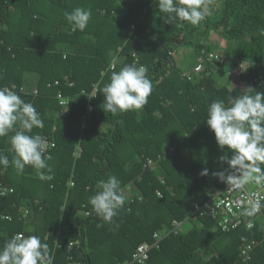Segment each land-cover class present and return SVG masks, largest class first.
Segmentation results:
<instances>
[{"label":"trees","instance_id":"16d2710c","mask_svg":"<svg viewBox=\"0 0 264 264\" xmlns=\"http://www.w3.org/2000/svg\"><path fill=\"white\" fill-rule=\"evenodd\" d=\"M206 2L205 19L192 25L165 23L169 14L159 10V0H0V87L26 88L17 93L44 121L42 129L28 134L55 143L48 161L54 178L42 181L39 173L46 170L26 165L18 174L11 163L14 131L0 137V152L10 161L7 168L0 166V184L14 189L0 196V214L11 217L0 219V249L23 232L48 244L52 264H67L70 257L85 264H119L179 220L191 228L166 237L145 264H264V208L254 227L228 233L218 232L211 217L194 215L212 190L223 188L212 173L228 168L220 156L232 155L226 146L219 148L206 124L209 104H227L248 88L264 92V85L247 87L264 78V0ZM76 7L92 10L83 32L65 19ZM214 32L225 43L222 50L209 42ZM183 47L190 50L184 62L190 70L205 53L220 51L224 59L208 63L189 81L172 55ZM135 57L148 69L153 91L142 109L114 116L104 110L101 89L113 71L134 64ZM240 63L245 69L233 76ZM95 86V98L82 96ZM59 92L71 98L68 113H61ZM149 158L158 161L157 170L145 167ZM205 168L209 174L201 176ZM113 175L126 199L107 222L89 198L98 181ZM83 207L90 216L81 213ZM26 209L30 214L23 218ZM80 237L81 246L69 249ZM251 242L244 262L242 248Z\"/></svg>","mask_w":264,"mask_h":264},{"label":"clouds","instance_id":"9594fccd","mask_svg":"<svg viewBox=\"0 0 264 264\" xmlns=\"http://www.w3.org/2000/svg\"><path fill=\"white\" fill-rule=\"evenodd\" d=\"M159 10L167 13L165 21L171 24L175 20L198 25L209 12L206 0H159ZM92 16L91 8L76 7L65 12V19L75 29L83 32ZM264 34V32H262ZM111 55V53H109ZM255 94H249V91ZM153 91V83L148 78V69L143 65L123 66L113 71L110 82L102 89L104 110L112 115L140 110L147 103ZM243 95L230 97L227 104L223 100L211 102L207 108L206 124L214 133L221 150L227 147L232 153L219 157L228 168L212 175L229 187L242 188L248 184L264 185V92L248 88ZM44 127L40 113L32 103L25 102L21 96L8 86L0 87V137L14 131L11 137L15 158L12 164L18 174H22L26 165L38 170L42 181H51L54 176L48 164L50 155H45L46 139L40 134L29 135L32 129ZM8 156L0 152V166L7 168ZM208 169L201 171L207 176ZM97 191L89 198V204L95 213L107 222L118 215L124 206L125 194L121 181L115 176L100 180ZM264 208V203L255 200L245 210L246 215H254ZM0 264H52V254L47 243L38 235L17 233L0 249Z\"/></svg>","mask_w":264,"mask_h":264},{"label":"built area","instance_id":"2783aa9c","mask_svg":"<svg viewBox=\"0 0 264 264\" xmlns=\"http://www.w3.org/2000/svg\"><path fill=\"white\" fill-rule=\"evenodd\" d=\"M172 55L173 57L177 58L179 63L177 66L182 69L183 77H185L189 81L193 80L196 76L205 71V67L208 65V63H213L217 61L221 62L224 59V56L220 51L205 53L198 57L197 63L195 64V66H193V69L190 70L184 67V64H180L181 60L176 56V53ZM136 63H138L137 58L135 60V64ZM245 67V63H240L238 67L235 68V70L233 71V76L239 75L243 71V69H245ZM113 68L114 65L111 66V69ZM58 84V82H55V85ZM73 85L74 83L69 84V86ZM263 85L264 78L262 76H259L250 81L247 84V87H262ZM10 88H13V90L16 92H26V88L24 86L20 87L19 89L14 86ZM97 91V86H95L91 92L83 90L81 94L82 96H87L89 99H91L96 97ZM33 94L36 95L37 90H35ZM57 98L59 101L61 113H68L70 110L71 98L69 96L67 97L63 95L61 92L58 93ZM91 110L92 108L90 107L89 111ZM45 139L47 141L45 145V155H50L52 150L55 148V143L50 138ZM80 153L81 149L78 147L74 152L75 157H79ZM156 162L158 161L149 158L146 160V162H144L145 167L157 170L158 163ZM71 186H73V183L71 184ZM13 192V188L5 184H0V196H7L9 194H12ZM255 200H260L262 203H264V185L258 186L255 189H249L247 185L242 188H236L229 187L227 184L224 183V186L221 190H212L210 192L209 201H207L203 205L195 206L194 215L199 214L200 216L207 215L211 217L216 223L217 231L220 233H228L242 225H246L247 228H252L254 227L255 220L262 214V209L260 210V212L251 216L246 215L245 210L249 208L251 203ZM81 213L84 216L91 215V211L85 209V207H83ZM29 214V210L26 209L22 217L26 218L27 216H29ZM0 219L11 220V217L9 215L0 214ZM184 223L185 221L173 220L170 225L166 228L156 231L153 234V240L151 242H144L138 245L135 251L133 252L131 258L119 264H145L147 260L150 259L151 252L155 249L158 250L161 246V242L164 241L166 237L170 235H179L181 233ZM17 233H15L14 235H16ZM23 234L26 235L25 233ZM81 244L82 238H77L76 240L69 242V249L74 247H80ZM253 246L254 242H251L247 244L244 248H242L241 257L244 262H248V260L250 259L249 253ZM67 264L85 263L77 262L70 257V260Z\"/></svg>","mask_w":264,"mask_h":264},{"label":"rangeland","instance_id":"374dc122","mask_svg":"<svg viewBox=\"0 0 264 264\" xmlns=\"http://www.w3.org/2000/svg\"><path fill=\"white\" fill-rule=\"evenodd\" d=\"M213 38H214L215 42H216V43H220L221 46H222V44H224V43H222L223 41L221 40V38H220V36H219L218 33H214ZM214 40H213V41H214ZM218 47H219V46H218ZM216 48H217V45H216ZM176 49H177L176 56H177L178 58L181 57V59H182L183 61L186 59V55H187L188 57L191 58L190 50H187V48L183 47V48H176ZM185 61H186V60H185ZM221 62H222V61H221ZM236 78H237V77H236ZM236 78H235V79H236ZM235 79H234V80H235ZM247 187H248L249 189H255V188L258 187V185H255V184H248ZM190 228H191V223H190V222H186V223H184V225H183V227H182V231L186 232V231H188Z\"/></svg>","mask_w":264,"mask_h":264},{"label":"crops","instance_id":"0c3cea01","mask_svg":"<svg viewBox=\"0 0 264 264\" xmlns=\"http://www.w3.org/2000/svg\"><path fill=\"white\" fill-rule=\"evenodd\" d=\"M214 33H216V32H214ZM214 33H213V34L211 35V37L209 38V42H210L212 45H215V46L217 45V47L219 46V47H218L219 50H222V49L225 47V43L222 42V43H224V44H222V46L220 45V43H216L215 40H214V38H213ZM213 40H214V41H213ZM187 57H188V56L186 55V59H187ZM179 59L181 60V62L179 61L180 64H184V62H185L186 59H185L184 61L181 59V57H179Z\"/></svg>","mask_w":264,"mask_h":264}]
</instances>
